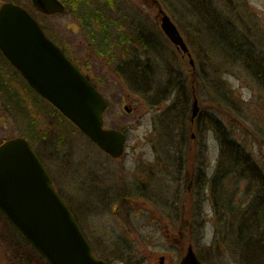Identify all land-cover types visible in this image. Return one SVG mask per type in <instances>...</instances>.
<instances>
[{
	"label": "rangeland",
	"instance_id": "1",
	"mask_svg": "<svg viewBox=\"0 0 264 264\" xmlns=\"http://www.w3.org/2000/svg\"><path fill=\"white\" fill-rule=\"evenodd\" d=\"M117 1L126 18L136 19L166 45L161 60L187 72L191 99L186 123L176 116L170 125L162 124L159 118L175 95L153 108L130 90L115 72L116 64L88 39L74 13L44 16L34 11L49 36L108 102L105 128L127 135L125 153L115 160L76 126L59 121L56 109L6 66L0 70L8 77L10 94L0 89V144L24 138L38 150L58 192L78 222L90 230L99 257L111 264H159L161 256H166L165 264L176 263L190 246L203 264H242L233 242L234 229L259 184L246 172L230 169L214 197L212 181L221 164V145L205 120L208 115L221 120L264 177V89L243 61L227 57L226 48L216 43L217 36L209 34L208 22L187 0ZM209 1L237 36L248 38L264 58V0ZM161 9L178 27L193 65L163 33ZM211 65L222 70L215 78L218 84L199 77L200 68L208 70ZM195 99L199 111L192 119ZM92 175L99 182L94 185L105 188L103 194L89 188ZM206 181L210 186L205 189ZM2 213L0 264H47Z\"/></svg>",
	"mask_w": 264,
	"mask_h": 264
},
{
	"label": "water",
	"instance_id": "2",
	"mask_svg": "<svg viewBox=\"0 0 264 264\" xmlns=\"http://www.w3.org/2000/svg\"><path fill=\"white\" fill-rule=\"evenodd\" d=\"M28 1L45 15L66 11L62 0ZM159 14L163 33L193 65L178 27L164 10ZM0 50L34 92L102 151L116 159L124 155L127 135L105 128L108 102L24 8L14 4L1 8ZM198 111L195 99L192 119ZM0 209L49 264H107L94 256L75 216L24 138L0 146ZM181 264L203 262L190 246Z\"/></svg>",
	"mask_w": 264,
	"mask_h": 264
},
{
	"label": "trees",
	"instance_id": "3",
	"mask_svg": "<svg viewBox=\"0 0 264 264\" xmlns=\"http://www.w3.org/2000/svg\"><path fill=\"white\" fill-rule=\"evenodd\" d=\"M62 1L66 4L64 14L74 13L76 15L83 25L88 39L100 54L105 55L116 64L115 72L130 90L146 99L153 108L162 105L164 101L175 95L173 104L163 112V117L159 118L161 123L170 125L173 121L175 122L176 116L179 117L177 119L180 122L186 123L184 119L189 113L191 99L187 72L179 68L173 69L174 65H168L164 62L165 59L161 60L162 47L166 46L162 41H158L154 34L145 31L133 17L126 18L122 14L123 9L118 5L119 1L117 0ZM186 2L194 12H199L202 19L208 22L209 25H206L209 26V34L213 38L214 35L217 36L216 43L220 47L226 48L227 57L231 61L235 59L243 61V67H246L251 76L257 79L256 81H259L264 89V58L261 56L258 58V51L248 43L249 39L243 38L240 34L237 36L236 29L234 30L229 23L225 22L224 17L209 0H187ZM44 30L46 31L45 28ZM54 42L59 45L56 41ZM62 49L64 50V48ZM64 52L69 57L65 50ZM73 62L75 63V61ZM7 65L11 68V64L0 51V69ZM162 69L165 74L164 71H160ZM220 69L219 65H211L208 70L200 68L199 77L203 78L207 84H214V82L218 84L219 82L215 81V78H220L222 71ZM14 72L17 77L21 78L19 71L15 69ZM2 74L4 73L0 70V75ZM88 80L90 79L88 78ZM27 87L35 93L28 85ZM0 89L6 94H10L5 78H0ZM55 113H57L59 121L63 120L72 124L57 109ZM205 121L214 130L221 145V164L212 181L214 197H216L217 189L220 191L221 184L231 170L247 172L248 177L253 178L259 184V188L254 194V200L243 211L242 220L234 229L233 242L237 248L236 251L241 254L244 264H264V177L242 146L226 130L227 128L221 120L208 115ZM171 129L169 128V130ZM33 130L36 134L34 128H32ZM182 137L185 138V136ZM225 164H228L226 168L223 166ZM208 185L210 186L208 181L203 184L205 189ZM25 241L27 240L25 239ZM243 253H247L249 257L243 256Z\"/></svg>",
	"mask_w": 264,
	"mask_h": 264
},
{
	"label": "flooded vegetation",
	"instance_id": "4",
	"mask_svg": "<svg viewBox=\"0 0 264 264\" xmlns=\"http://www.w3.org/2000/svg\"><path fill=\"white\" fill-rule=\"evenodd\" d=\"M22 1L25 2V4L27 5V7H25L24 5L20 4V3L17 2L16 0H0V10H1V8H2L4 5H6V4H14V5H17V6H20V7L24 8L26 11H28V12L30 13V15H32L33 17H35V15L33 14V12L36 11V10L33 8V6L31 5V3H30L28 0H22ZM36 12H37V11H36ZM39 14H40V13H39ZM35 18H36V17H35ZM8 62H9V61H8ZM6 67L8 68V67H10V66L7 65ZM12 67H13V66L11 65V68H12ZM13 68H14V67H13ZM10 77H11V76H10ZM0 78H8V77H7V76H3V75H1ZM11 78H13V77H11ZM21 78H22V77H21ZM33 149H34V147H33ZM34 151L36 152V154H37L38 157L40 158L42 164L44 165L45 169L47 170L48 174L50 175V177H51V179H52V181H53V185H54V187H55V181H54V178L52 177V175H51V173H50V171H49V169H48V166L46 165L44 159L41 157V155H40V153L38 152V150H35V149H34ZM107 155H108V154H107ZM108 156L111 157V158H113V157L110 156V155H108ZM122 158H123V157H121V158H119V159H115V158H113V159H115V160H121ZM246 173H247V172H246ZM81 179H83V178H81ZM83 182H84V179H83ZM95 182H96V183H99V182L97 181L96 175H92L91 180H90V184H89V188H90L91 191H93V192H101V193L103 194L104 191H101V190H102V189L105 190V188H100L101 185L95 186V185H94ZM102 185H103V184H102ZM69 207H70V206H69ZM70 209H72V208L70 207ZM76 219H77V218H76ZM79 224H80V226H81V229H82V231H83V233H84L86 239L88 240V242L90 243V245H91L92 248H93V253H94L95 257H97L98 259H100V260H102V261H105L107 264H111L108 260H105V259H102L101 257H99V254H98V252H97V249H96L95 245H93L92 242H91V232H90V230H89V229H86V227H84L80 222H79ZM88 231H89V232H88ZM168 237H170V236L168 235ZM177 244H180V243H177ZM193 249H194V248H193ZM186 253H187V252H186ZM185 255H186V254H184V256L181 258L180 261H176V263H171V264H181V261L183 260V258L185 257ZM159 259H160L159 264H165L166 256H161Z\"/></svg>",
	"mask_w": 264,
	"mask_h": 264
},
{
	"label": "bare ground",
	"instance_id": "5",
	"mask_svg": "<svg viewBox=\"0 0 264 264\" xmlns=\"http://www.w3.org/2000/svg\"><path fill=\"white\" fill-rule=\"evenodd\" d=\"M257 56H260V54L257 52Z\"/></svg>",
	"mask_w": 264,
	"mask_h": 264
}]
</instances>
